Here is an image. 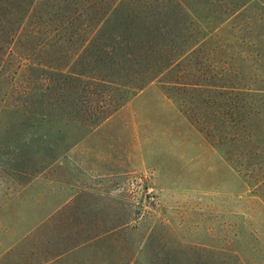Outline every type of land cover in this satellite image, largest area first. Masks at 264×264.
<instances>
[{"label": "rangeland", "instance_id": "374dc122", "mask_svg": "<svg viewBox=\"0 0 264 264\" xmlns=\"http://www.w3.org/2000/svg\"><path fill=\"white\" fill-rule=\"evenodd\" d=\"M257 1L229 18L217 4L192 0L190 10L208 31L205 52L216 67L248 55L244 74L264 84V0ZM7 46L0 49V264L76 262L83 252L48 258L82 231L137 216L131 264L165 262L158 249L185 244L200 246L193 264H264L261 136L250 165L232 164L199 130L198 107L169 98L156 81L94 128L44 116L29 40ZM253 105L264 110V99Z\"/></svg>", "mask_w": 264, "mask_h": 264}, {"label": "trees", "instance_id": "16d2710c", "mask_svg": "<svg viewBox=\"0 0 264 264\" xmlns=\"http://www.w3.org/2000/svg\"><path fill=\"white\" fill-rule=\"evenodd\" d=\"M193 1L201 7H223L226 18L248 3L258 2ZM191 3L0 0V49L9 50V40L17 37L29 40L34 98L46 109L44 116L94 128L130 96L156 81L169 98L198 107L192 114L202 125L199 130L224 151L229 162L250 165L254 140L259 136L264 140L263 106L253 105V100L264 99V84H255L250 80L252 74H244L251 61L248 55L228 57L216 67L205 52L208 31L191 13ZM248 145L251 150L244 154L243 146ZM138 218L128 217L106 229L82 231L48 260L81 251L80 260L69 264H131L137 250L127 256L128 238L138 228L134 222ZM150 236L152 233L142 236L145 243L141 240L139 248L146 246ZM198 247L185 244L168 247L167 252L158 249L156 255L163 251L166 261L149 264H193Z\"/></svg>", "mask_w": 264, "mask_h": 264}]
</instances>
